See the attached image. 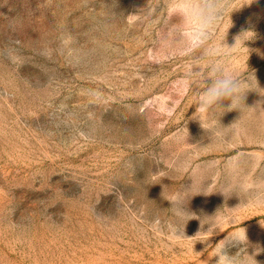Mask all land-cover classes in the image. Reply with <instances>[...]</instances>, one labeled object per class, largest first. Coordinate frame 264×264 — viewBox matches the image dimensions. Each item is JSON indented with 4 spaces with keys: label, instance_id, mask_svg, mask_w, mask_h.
I'll use <instances>...</instances> for the list:
<instances>
[{
    "label": "rangeland",
    "instance_id": "1",
    "mask_svg": "<svg viewBox=\"0 0 264 264\" xmlns=\"http://www.w3.org/2000/svg\"><path fill=\"white\" fill-rule=\"evenodd\" d=\"M206 49L258 85L221 139ZM260 222L264 0H0V264H216L241 228L264 264Z\"/></svg>",
    "mask_w": 264,
    "mask_h": 264
},
{
    "label": "clouds",
    "instance_id": "2",
    "mask_svg": "<svg viewBox=\"0 0 264 264\" xmlns=\"http://www.w3.org/2000/svg\"><path fill=\"white\" fill-rule=\"evenodd\" d=\"M207 26L212 27V24ZM254 35L255 33L252 31H242L241 34L235 38V43L231 47L224 44L227 49L224 56L231 57L242 49H248L244 46L245 41L253 39ZM205 56L207 57V63L204 66V71L202 73L197 71L195 74L203 76L206 80V86L197 99L196 111L193 118L199 120L201 127L206 132L210 133L212 139H221L222 130L232 128L237 121L229 127H223L220 124V117L226 112L239 109L238 106L244 101L247 91L253 90L250 81L253 79L255 80V76L252 73L250 77H242L228 67L227 59H221L214 56L211 50L206 49ZM225 101H228V103L225 104ZM217 117L219 118L218 124L220 125V129L214 131V129H216ZM206 124L210 126L205 127ZM221 193L224 196L227 195L224 191H221ZM170 202L172 203V207L177 204L179 205L178 212L176 213L177 219L187 217V219H183L182 228L184 233V228L187 222L191 219H199V217L188 212L179 198L170 200ZM218 213L219 210L214 216L209 217L218 218ZM260 224L261 227H264V222H260ZM176 230L179 232L180 227L177 226ZM229 241L230 245L235 242L237 244L244 245V247H241L235 255H229L227 252L229 244L220 243L215 254V257H218L216 264H258L255 256L260 253L261 249L257 247L251 255L248 254V238L244 228L240 229L239 234H235L230 237Z\"/></svg>",
    "mask_w": 264,
    "mask_h": 264
}]
</instances>
